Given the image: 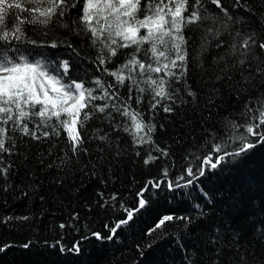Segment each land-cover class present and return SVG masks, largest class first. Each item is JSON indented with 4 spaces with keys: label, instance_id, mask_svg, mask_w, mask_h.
Masks as SVG:
<instances>
[{
    "label": "snow or ice",
    "instance_id": "1",
    "mask_svg": "<svg viewBox=\"0 0 264 264\" xmlns=\"http://www.w3.org/2000/svg\"><path fill=\"white\" fill-rule=\"evenodd\" d=\"M261 5L264 6V0H261ZM241 8L258 16V27L230 11ZM241 23L244 28L236 27ZM26 26L30 27L31 33ZM69 34L87 36L93 45L99 41L102 47L96 60L101 66L112 63V58L119 59L118 48L135 46L131 58L115 71L109 72V75L115 77L121 86L126 79L131 80L139 93L145 89L139 87L138 81L131 75L136 66L141 75L146 72H164L167 77H175L177 82L184 79L187 86L189 58L194 55L195 60L192 62L199 63L209 73L206 82L208 95L203 105V109L208 112L205 123L212 118L213 110L221 106L216 103V97L220 94L217 82H224L228 89L234 90L237 99L250 88H256L258 79L264 83V59H261L264 56V11L259 14L254 12L248 0H231V3L228 0H0V176L5 185L8 184L13 165H5L3 154L11 156L16 147L9 132L19 131L22 136L40 140L51 134L58 136V126L62 127L67 134L71 154L76 157L88 151L83 147L84 136L78 131V125L82 130L94 112L105 113L106 109L111 108L112 111L107 112L105 118L114 131H120L121 125L114 122L113 112L131 121V127L124 125L122 130L129 133L134 146L154 144L152 134L156 125L151 121L145 122L142 114L132 109L131 86L128 89V101H122L118 91H109L114 85L108 84L105 88L99 78L88 80L70 75L73 66L71 58L62 59L60 53L65 48L76 51L68 39ZM192 34L199 35L198 50L196 42L192 41ZM146 44L150 46L146 51L151 52L155 66L137 58ZM213 47L221 52L213 56L211 65L204 69L206 54ZM42 48L49 51H40ZM125 69L129 70L128 76L122 74ZM104 71L108 72V69L104 68ZM234 73L239 74V79ZM143 82L153 92V111L163 101L170 102L163 103L165 113L174 111L172 105L176 104L179 89L167 91L165 85L168 81L163 77L157 80L148 75ZM97 89L101 94H95ZM257 91L255 98L249 97L243 104L239 122L223 117L221 129L212 131L204 138L197 152H190L185 157L174 179H168V168L162 169L165 179L147 181L136 193L135 206L121 204L124 216L103 226L107 234L104 231H92L91 236L101 242L116 239L119 232L126 229L135 216L148 206L149 200L145 194L152 189L166 187L169 193L184 197L188 211L163 214L147 231V235L157 234V240L172 238L182 253H189L185 257L187 264H217V261L219 264H264V261H259V256L264 255V227H258L253 237L254 241L260 242L259 253L255 243L245 241L241 244V232L231 227V220L222 208L217 210L215 199L205 190L201 181V178L208 179L209 172L222 171L226 162L232 163L264 145V92ZM187 95L192 97L191 103L195 106L197 93L189 87ZM97 99L106 103L94 106L92 112L84 111L90 101ZM141 100L142 97L138 96L137 104ZM181 103L188 101L181 98ZM35 118H39L38 121ZM53 119L57 124L51 123ZM29 123H33L34 127L30 128ZM48 128L51 133L43 130ZM208 131L205 129V132ZM99 133L100 130H97L95 138L102 142L109 141L107 133ZM154 150L168 156L167 150L158 146ZM136 155L139 156L140 152H136ZM156 159L158 157L148 152L144 164L149 165ZM193 189L198 195H193ZM99 195L104 204L117 198L115 193L108 197L104 193ZM213 213H216L215 218ZM16 219L28 220L29 217ZM72 219L78 221V215ZM12 220L13 217L9 216L0 220V223L7 224ZM179 221L183 223L177 224ZM72 226L66 223L59 225L61 229ZM169 226H174L175 231H167ZM193 228L194 232L191 231ZM87 238L83 236L81 240ZM197 239L199 243L196 245L186 244L189 240ZM154 242H150L147 247L151 248ZM9 246L0 247V251ZM30 246V243L23 245L25 248ZM137 248L141 249L140 254L143 256L142 247L137 245ZM61 251L79 254L81 241H76L68 249L61 245Z\"/></svg>",
    "mask_w": 264,
    "mask_h": 264
},
{
    "label": "trees",
    "instance_id": "2",
    "mask_svg": "<svg viewBox=\"0 0 264 264\" xmlns=\"http://www.w3.org/2000/svg\"><path fill=\"white\" fill-rule=\"evenodd\" d=\"M228 3H231V0H228ZM248 3L257 14L264 11L261 0H248ZM230 11L235 16L244 17L249 23L259 26L257 15L245 12L242 8ZM26 27L31 33L30 27ZM236 27L244 28V24H238ZM185 34L188 35L187 31ZM68 39L76 51L65 48L61 49L60 53L62 59L71 58L73 66L70 75L74 78L85 77L88 80L99 78L105 88L112 84L115 87L109 91H118L122 101H128V89L131 86L132 109L139 111L145 122L151 121L156 125L152 134L154 144L134 146L129 133L122 130L124 125L131 127V121L115 112L112 113L114 122L120 123L121 130L114 131L105 118L106 113L112 111L111 108L106 109L105 113L94 112L82 130L78 125V131L84 136L83 147L88 151L81 152L76 157L71 154V146L62 127L58 126V136L51 134L48 138L41 137L40 140L22 136L19 131L9 132L16 147L11 156L3 154L5 165L11 163L13 169L9 173L7 185L0 176V220L9 216L13 217V220L7 224L0 223V247L11 245L0 251V264H187L185 257L189 253H182L172 238L157 240V234H146L163 214H182L188 211L184 197L169 193L166 187L161 190L152 189L145 194L149 200L148 206L135 216L126 229L119 232L116 239L101 242L92 237L91 232L104 231L107 234L103 226L124 216L121 204L135 206L136 193L147 181L165 179L162 169L168 168V179H174L179 174L185 157L190 152H197L204 143V138L212 131L221 129L223 117L237 119L239 122L243 104L249 97L255 98L258 95L257 89L264 92V83L258 79L256 88H250L237 99L234 90L228 89L224 82H217L220 94L216 97V103L221 106L213 110L212 118L205 123L204 118L208 116V112L203 109V105L208 95L206 82L209 73L203 70L199 63L192 62L195 60L194 55L189 58L187 86L184 79L177 82L175 77H167L164 72H146L141 75L139 67L136 66L131 75L138 81V86L145 89L143 93H139L131 80L126 79L121 86L115 77L109 75V72L115 71L131 58L135 46L118 48L119 59L112 58V63L101 66L96 60L102 47L99 41L93 45L87 36L77 37L70 34ZM192 41L196 42L198 50L199 35L192 34ZM192 41L189 42L190 45ZM149 47L144 45L137 58L145 64L153 63L155 66L151 52L146 51ZM40 51L49 50L42 48ZM106 51L105 49V53ZM220 52V49L210 48L206 54L207 63L204 69L211 65L213 56ZM261 59H264V56H261ZM104 68H107L108 72L104 71ZM122 74L128 76L129 70L125 69ZM148 75L153 79L163 77L167 80L165 88L169 92L179 89L176 104L172 105L174 111L171 113L163 111V103H170L169 101H163L155 111L152 110L151 105L155 102L153 92L149 85L143 82ZM234 75L239 79L238 73ZM189 87L197 93L195 106L191 103L192 97L187 95ZM95 94H101L100 90L97 89ZM138 96L142 97L139 104ZM181 98L188 103H181ZM104 103L106 101L99 99L90 101L89 107L84 111L92 112L94 106H102ZM35 119L38 121L39 118ZM51 123L57 124L55 119ZM29 127L33 128L34 124L29 123ZM205 129L209 131L205 132ZM43 130L51 133L50 128ZM97 130H100L101 135L107 133L109 141L102 142L95 138ZM37 135H40V132H37ZM156 146L167 150L168 156L155 151ZM136 152H140V155L137 156ZM148 152L158 159L145 165L144 158ZM65 153L68 155L65 156ZM50 164L52 167H49ZM201 181L205 190L215 199L217 210L222 208L231 220V227L241 232L240 243H255L259 253L260 242L254 241L253 237L258 227H264V145L232 163L226 162L222 171L209 172L208 179L201 178ZM99 193H104L105 197L115 193L117 198L104 204ZM193 195H198L195 189ZM101 204L104 206L101 207ZM77 215L78 221H74L72 217ZM25 216L29 219H16ZM215 216L216 213H213V218ZM61 223L73 226L61 229ZM167 231L174 232V226H169ZM191 231L194 232L195 229ZM83 236L88 238L81 240ZM78 240L81 241L79 254L61 251V245L68 249ZM57 241L60 243L57 244ZM150 242L154 243L148 248ZM25 243H30L31 246L25 248ZM198 243V239L186 242L187 245ZM137 245L142 247L143 256ZM259 261H264V255L259 256Z\"/></svg>",
    "mask_w": 264,
    "mask_h": 264
},
{
    "label": "rangeland",
    "instance_id": "3",
    "mask_svg": "<svg viewBox=\"0 0 264 264\" xmlns=\"http://www.w3.org/2000/svg\"><path fill=\"white\" fill-rule=\"evenodd\" d=\"M141 34H143V30H142Z\"/></svg>",
    "mask_w": 264,
    "mask_h": 264
}]
</instances>
